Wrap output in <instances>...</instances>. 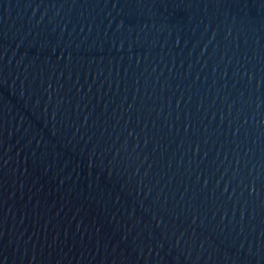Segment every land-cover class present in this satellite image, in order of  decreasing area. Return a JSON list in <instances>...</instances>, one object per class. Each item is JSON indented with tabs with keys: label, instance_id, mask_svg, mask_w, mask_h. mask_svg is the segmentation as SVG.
I'll return each instance as SVG.
<instances>
[{
	"label": "water",
	"instance_id": "obj_1",
	"mask_svg": "<svg viewBox=\"0 0 264 264\" xmlns=\"http://www.w3.org/2000/svg\"><path fill=\"white\" fill-rule=\"evenodd\" d=\"M0 264H264V0H0Z\"/></svg>",
	"mask_w": 264,
	"mask_h": 264
}]
</instances>
